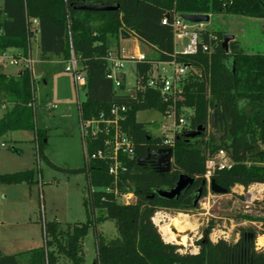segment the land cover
<instances>
[{"label":"trees","instance_id":"trees-1","mask_svg":"<svg viewBox=\"0 0 264 264\" xmlns=\"http://www.w3.org/2000/svg\"><path fill=\"white\" fill-rule=\"evenodd\" d=\"M0 52L21 50L27 54L37 44L40 58L54 56L66 63L72 56L86 75L85 100L77 103L79 120L98 118L115 105L126 107L122 128L131 138L133 154L122 158L124 170L114 182L107 173L109 161L86 159L81 168H60L51 163L44 152L48 148V131L35 124L34 79L25 69L16 75L0 73V106L7 105L0 118V139L8 133H31L37 160L66 175L83 174L85 221L62 230L58 222L43 224L42 247L13 255H0V264H264V251L255 240L264 235V199L261 216L249 219L260 229L239 227L238 239L209 240L214 228L210 222L194 241L195 253L180 252L181 247L162 240L153 216L166 213H187L194 210L196 190L204 180L208 157L223 150L229 169H217L210 180L230 193L234 186L247 190L264 185V54L248 53L236 39L221 47L223 32H201L209 52L178 55L173 50L170 26L177 15H240L264 19V0H0ZM113 7L115 11H84L77 7ZM169 14L167 25L163 17ZM36 21V26L32 21ZM124 30L142 46L150 49L145 61L135 64L137 82L147 78L153 62L175 60L190 66L184 87L183 105L191 109L187 130L202 128L199 136L185 139L176 134L172 145V162L168 172L158 173L150 164H137L149 152L164 147L163 137L151 135L145 125L136 121L138 112L154 110L164 113L166 105L150 90H137L135 96L123 93L124 81L118 89L106 78V57L118 52L119 31ZM36 35V36H35ZM6 108V107H5ZM209 129V131H208ZM185 132V131H184ZM87 139L85 152L90 156L100 146ZM194 180L181 195L171 201L154 194L155 190L174 187L179 175ZM33 169L0 174V184L32 185ZM130 193L132 204H120L115 195ZM206 194L202 190L200 198ZM100 215H96L95 211ZM111 221L117 236L106 239L98 227ZM88 230L94 236L96 257L85 263L82 241Z\"/></svg>","mask_w":264,"mask_h":264},{"label":"rangeland","instance_id":"rangeland-1","mask_svg":"<svg viewBox=\"0 0 264 264\" xmlns=\"http://www.w3.org/2000/svg\"><path fill=\"white\" fill-rule=\"evenodd\" d=\"M1 9V2H0ZM203 27L208 32H223L233 35L248 53L264 54V19L247 18L240 15H213ZM119 45V42H118ZM131 36L120 44L125 55H134L136 48L143 56L151 55L149 48ZM180 44L174 47L177 52ZM119 50V48H118ZM13 51V50H10ZM32 77L34 79L35 124L48 131V148L44 152L47 159L55 166L77 169L83 166L84 151L80 135L77 103L85 100V89L74 82L72 73L65 72L66 63L54 56L42 60L37 44L31 45ZM79 68V65H77ZM5 73H12V68H5ZM127 91H134L135 63L124 64ZM6 107V108H5ZM8 109L0 106V118ZM137 122L145 125L153 136L161 135V126L168 120L154 110L138 112ZM209 131V129H208ZM29 132L16 131L8 133L0 139L4 144L0 148V174H9L33 169L35 172L32 185L0 184V255H13L42 247L43 224L58 222L62 230L75 223L85 221L83 207V190L86 187L83 174L66 175L48 167L42 160H37L34 145L29 142ZM264 199V185H253L247 190L233 187L228 194H214L206 190L197 207L186 216L194 229L189 231L182 224H171L168 219L176 218V213L157 212L160 221H154L162 240L181 247L180 252L195 253L194 241L201 237V230L212 222L209 240L216 242L223 239L234 243L238 239L239 227L260 229V224L249 219L261 216L260 202ZM120 204H132L134 197L130 193L115 195ZM95 214L100 213L96 210ZM168 226V227H167ZM106 239L117 236L113 222L105 221L98 227ZM161 229H168L173 235H184L185 243L167 241ZM264 236V235H258ZM257 239V237H256ZM264 251L263 245L258 246ZM82 252L85 263H91L96 257L94 236L88 230L82 241ZM60 257V264H67Z\"/></svg>","mask_w":264,"mask_h":264},{"label":"built area","instance_id":"built-area-1","mask_svg":"<svg viewBox=\"0 0 264 264\" xmlns=\"http://www.w3.org/2000/svg\"><path fill=\"white\" fill-rule=\"evenodd\" d=\"M169 14H166L162 21V25H167ZM32 25L36 26V21H32ZM204 24H192L174 15L170 26L173 36V50L177 44L181 49L174 53L178 55H194L198 51L209 52L208 45L204 44L201 39V32L205 29ZM36 36V35H35ZM126 61L137 62L145 61V56L137 52L127 57L119 56L118 52L111 51L106 57L107 75L106 78L112 81L113 88L118 89L121 82L126 84V75L124 72V64ZM31 47L27 54H23L21 50L1 51L0 52V73L7 67L12 68V73L16 75L27 69L31 71ZM78 63L71 56L66 62L65 72L73 74L74 82L84 87L86 84V75L78 68ZM190 72H195L194 68L177 63L175 60L166 62H153L147 78L143 83L137 82V74L135 71L134 91L129 90L132 97L135 96L137 90H150L156 92L163 104L166 105L164 113H159L168 120V124L161 126V135L163 137V148H172L173 138L176 134L187 130L188 118L191 115V109L186 108L183 103L184 87L186 78ZM128 92V91H127ZM126 107L124 105L112 106L106 114H100L98 118L91 120H79L80 135L83 143V151L86 159H99L109 161L107 173L113 178L114 182L119 174L124 170L122 158H130L133 154V144L131 138L122 128L125 119ZM100 146L87 157L85 152V142L87 139L93 141L99 140ZM4 144L0 143V148ZM231 162L227 154L220 150L215 155L208 157L205 162V172L203 178L206 182L210 180V174L217 169H229ZM260 249V247H256Z\"/></svg>","mask_w":264,"mask_h":264},{"label":"water","instance_id":"water-1","mask_svg":"<svg viewBox=\"0 0 264 264\" xmlns=\"http://www.w3.org/2000/svg\"><path fill=\"white\" fill-rule=\"evenodd\" d=\"M79 10L84 11H95V12H101V11H115L117 10V6L113 7H92V6H82L77 7ZM181 19L184 21H187L192 24H205L209 20L208 15H201V14H193V15H182ZM130 36L128 33H126L124 30L119 31V39L125 40L128 39ZM234 40L233 35L224 34L221 41V47L224 51H227L228 49V43L230 41ZM202 128L198 127L195 130L185 131L182 133V137L185 139H193L200 135L202 132ZM137 164H150L154 167V169L158 173H165L168 172L171 167L172 162V149L171 148H162L156 152H149L147 155L143 158L137 159ZM194 184V180L192 178H189L185 175H179L176 183L174 184V187L169 190H155L154 194L158 196L159 198L167 201H171L173 199L178 198L183 190L186 187H190ZM205 188V190H209L210 192L214 194H227L225 189H222L218 187L214 181L209 180L206 182L203 180L200 184V187L196 190L195 197L193 200V206L197 205L202 190Z\"/></svg>","mask_w":264,"mask_h":264},{"label":"bare ground","instance_id":"bare-ground-1","mask_svg":"<svg viewBox=\"0 0 264 264\" xmlns=\"http://www.w3.org/2000/svg\"><path fill=\"white\" fill-rule=\"evenodd\" d=\"M159 219V216H158V214L156 213L154 216H153V218H152V222L154 223V221L156 220V221H160V220H158ZM168 221H170L171 222V224H176V226H177V224H182V227L184 228V229H187V230H189V231H192L193 229H194V227H193V225L190 223V222H188L187 221V219H186V216H184V215H182V214H178L177 216H176V218H170V219H168ZM156 223H154V225H155ZM168 227V226H167ZM162 230V232L164 233L163 234V236L166 238V240L169 242V241H176L179 245L180 244H183V243H185L184 241L186 240L185 239V236L184 235H172L171 233H170V231L168 230V229H161ZM263 239H264V236H259V237H257V239H256V245H258V246H262L263 245Z\"/></svg>","mask_w":264,"mask_h":264},{"label":"crops","instance_id":"crops-1","mask_svg":"<svg viewBox=\"0 0 264 264\" xmlns=\"http://www.w3.org/2000/svg\"><path fill=\"white\" fill-rule=\"evenodd\" d=\"M130 37L128 38V39H130L131 38V35H129ZM128 39H125V40H120L119 39V45H118V48H119V50H118V54H119V56H123V57H127L128 55H125L124 53H122V51L120 50V44L121 43H124V42H126ZM235 39V38H234ZM140 46H142V45H140ZM137 52H139V49H137L136 48V50H135V54L137 53ZM123 93H125V94H127V93H129V90H128V92H127V86H126V84H125V90H124V92ZM31 134V133H30ZM30 139H31V135H30V137H29V141H30ZM17 185H22V184H17ZM235 187H240V186H235ZM242 188V187H241ZM0 205H1V201H0Z\"/></svg>","mask_w":264,"mask_h":264}]
</instances>
